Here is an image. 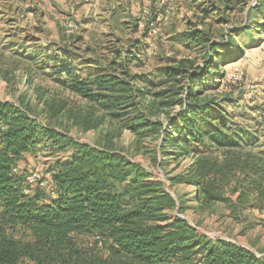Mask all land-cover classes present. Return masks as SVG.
I'll return each instance as SVG.
<instances>
[{"label":"rangeland","instance_id":"rangeland-1","mask_svg":"<svg viewBox=\"0 0 264 264\" xmlns=\"http://www.w3.org/2000/svg\"><path fill=\"white\" fill-rule=\"evenodd\" d=\"M79 7L66 13L56 8L55 14L44 9L41 14L31 0H0V100L29 105L43 125L65 138L57 147L47 142L21 162L24 173L35 172L47 183L45 189L30 191L51 195V173L74 158L75 144L110 147L165 184L184 209L171 212L172 216L185 218L213 240L231 241L262 256L256 246L264 251V202L245 190V180L251 177L253 165L264 161V51L260 48L264 47V0H95L87 10ZM152 18L155 22L149 29ZM69 22L74 24L71 32L66 31ZM196 30L218 42L229 30L240 32L234 39L237 47H245L243 55L221 70L237 66L243 80L204 94L218 100L216 113L232 115L229 126L240 138V147L201 148L178 161L160 156L165 161L159 167L153 151L165 133L141 137L125 127L126 121L106 118L98 106L67 88L68 77L109 72L129 79L143 94L137 99L143 112L162 122L171 134V119L182 109L180 100L195 88L179 69L196 72L207 58L202 46L189 41L188 35ZM252 50L255 54L250 56ZM226 56L220 50L210 59L223 63ZM171 71L177 73L175 78ZM225 96L230 100L223 101ZM181 147L167 145L166 151L173 154ZM196 163L216 164L222 171L213 177L217 189L232 203L206 204L197 199L195 186H172L170 177L187 174ZM237 188L240 191L235 192ZM243 191L247 198L240 204ZM13 234L25 243L32 241L22 228ZM75 242L84 253L106 255L92 237H76Z\"/></svg>","mask_w":264,"mask_h":264},{"label":"trees","instance_id":"trees-1","mask_svg":"<svg viewBox=\"0 0 264 264\" xmlns=\"http://www.w3.org/2000/svg\"><path fill=\"white\" fill-rule=\"evenodd\" d=\"M153 22L155 19L149 20V29ZM239 34L229 30L220 42L204 31L188 35L192 44L204 48L207 58L196 72L179 69L188 74L195 88H189L180 100L182 109L171 119V134L162 122L149 119L143 112L137 102L143 94L127 78L109 72L85 77L70 74L67 88L98 106L106 118L126 121L125 127L136 135L165 133L166 138L153 151L156 166H164L160 156H173L178 161L201 148H239L240 138L229 126L232 115H219L215 112L218 100L204 97L209 90L219 92L225 84H237L228 81V71L221 68L243 55L245 47H237L234 39ZM220 50L227 55L225 61L211 60L210 56ZM170 75L175 78L177 73L171 71ZM61 138L60 132L38 120L29 105L0 100V264H264V255L231 241L213 240L185 218L172 216L171 212L182 213L184 209L179 208L165 184L153 180V173L110 147L75 144L74 158L58 164L51 173L55 193L30 191L25 177L15 170L22 171L20 164L26 155L47 146V142L57 147L65 139ZM167 145H180L181 151L169 154ZM221 173L215 163H196L187 174L169 180L172 186H195L196 197L203 203H232L213 179ZM251 173L245 190L264 202V161L253 165ZM246 195L243 191L238 203L246 202ZM17 228L29 232L32 241L17 239L13 234ZM82 236L94 238L106 255L84 253L75 242Z\"/></svg>","mask_w":264,"mask_h":264},{"label":"crops","instance_id":"crops-1","mask_svg":"<svg viewBox=\"0 0 264 264\" xmlns=\"http://www.w3.org/2000/svg\"><path fill=\"white\" fill-rule=\"evenodd\" d=\"M31 1L33 3V6H36L37 10L41 14H43V12H44L43 10L44 9H46L47 12H50V13L53 12L54 14L56 12V10H55L56 8L57 9H60V10L62 8L61 11L63 13L64 12L66 13L67 10H71L72 12H75V9L76 10H79L78 9L79 6H80L79 8L84 7V9L87 10V8H89L95 2V0H31ZM44 5H47V6L44 7ZM41 14L38 15V16H41ZM260 48L262 49V47H260ZM251 52H253V53H251L250 56H252L253 54H255L253 50ZM247 56H249V55H247ZM28 155H30V154H28ZM28 155H26V156H28ZM26 156H25V158H26ZM52 181H53V179H52ZM254 248H255V246H254ZM256 249H257L256 251H259L261 253V255H264V251L263 250L262 251L259 250L257 248V246H256ZM255 253L257 255L259 254L257 252H255Z\"/></svg>","mask_w":264,"mask_h":264},{"label":"built area","instance_id":"built-area-1","mask_svg":"<svg viewBox=\"0 0 264 264\" xmlns=\"http://www.w3.org/2000/svg\"><path fill=\"white\" fill-rule=\"evenodd\" d=\"M74 28V24L72 22L67 23L66 25V31L71 32ZM153 30V29H152ZM155 32V31H154ZM226 79L230 82L239 83L244 78V73L239 67H233L230 71L226 73ZM15 172L22 174L25 177V181L30 189L32 188H39V189H45L47 188V183L40 175H38L35 172H29V173H22L20 169L15 170ZM55 193V187L53 185L51 189V194ZM1 213V209H0Z\"/></svg>","mask_w":264,"mask_h":264},{"label":"water","instance_id":"water-1","mask_svg":"<svg viewBox=\"0 0 264 264\" xmlns=\"http://www.w3.org/2000/svg\"><path fill=\"white\" fill-rule=\"evenodd\" d=\"M245 247V246H244ZM246 248H248V249H250V250H252L251 248H249V247H246ZM253 251V250H252ZM254 252V251H253Z\"/></svg>","mask_w":264,"mask_h":264}]
</instances>
